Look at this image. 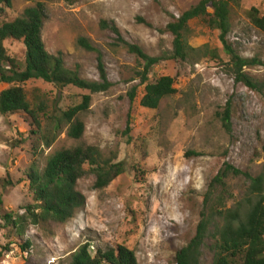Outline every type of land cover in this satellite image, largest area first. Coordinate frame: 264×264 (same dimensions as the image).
Instances as JSON below:
<instances>
[{
    "label": "rangeland",
    "instance_id": "obj_1",
    "mask_svg": "<svg viewBox=\"0 0 264 264\" xmlns=\"http://www.w3.org/2000/svg\"><path fill=\"white\" fill-rule=\"evenodd\" d=\"M201 1L12 0L10 8L4 7L0 24L43 3L42 39L47 51L61 54L66 67L78 71L82 79L100 81L101 62L112 87L92 95L89 111L80 116L86 126L83 141L100 148L113 163H123L125 172L101 191L94 189L93 175L79 180L76 190L85 198L84 207L65 224H27L24 241L32 247L24 253L3 216L24 215L35 203L27 178L31 168L42 171L51 155L77 142L65 128L50 148L36 149L37 138L24 114H0V264H68L70 255L85 243L92 245L93 255L98 248L124 245L135 252L139 264H177L178 251L196 234L203 196L224 163L254 177L262 172L264 91L250 90L229 73L230 58L219 31L194 21L189 43L193 48L217 49L221 61H164L150 70L143 84V61L129 53L109 28L116 25L123 41L139 46L150 57H160L172 50L174 38L167 25ZM231 7L228 45L241 57L259 61L246 72L264 82V32L248 17L252 9L264 16V0H235ZM81 39L93 50L83 47ZM5 47L9 57L24 66L23 43L8 40ZM164 76L174 79L177 94L157 110L143 108L146 86ZM8 88L0 85V93ZM25 88L61 110L81 104L89 94L41 80L30 81ZM228 105L231 134L220 120ZM229 185L240 198L248 182L231 179ZM202 262L211 264L209 252L205 251Z\"/></svg>",
    "mask_w": 264,
    "mask_h": 264
},
{
    "label": "trees",
    "instance_id": "obj_2",
    "mask_svg": "<svg viewBox=\"0 0 264 264\" xmlns=\"http://www.w3.org/2000/svg\"><path fill=\"white\" fill-rule=\"evenodd\" d=\"M232 2L235 0H202L179 18H173L166 27L174 38L172 50L165 51L160 57H150L139 46L123 41L116 25L107 27L118 36L129 53L143 61L141 76L145 84L150 70L164 61L192 64L204 59L221 61L217 49H211L208 45L200 48L190 45L191 23L201 21L207 28L220 32L230 58L227 68L235 80L252 91L263 93L264 82L246 72V68L258 65L259 61L241 57L226 40L230 32ZM11 6L12 0H0V15L4 7ZM45 11V5L37 2L15 20L0 24V85L9 86L0 93V114H24L33 127L31 134L37 138L36 149L41 146L50 148L65 128L67 136L77 142L76 146L51 155L42 171L33 166L27 178L35 203L27 207L24 215L10 212L3 216L24 253L32 247L30 241H24L27 224H65L74 218L77 210L84 207L85 198L76 190L79 180L91 174L95 177L94 189L101 191L125 172L123 163H113L103 156L100 148L83 141L86 126L80 116L89 111L92 95L107 92L112 87L105 69L100 62L101 80H84L78 71L66 67L61 54H50L42 39ZM248 17L253 26L264 32V16L257 9H252ZM8 40L23 43L26 49L24 66L9 57L5 47ZM80 44L87 50H93L85 39H81ZM33 80L63 89L73 87L89 94L83 96L81 104L61 110L42 95L27 91L25 85ZM176 94L174 79L164 76L146 86L141 106L157 110L164 100ZM135 97L136 89H133L130 94L132 102ZM220 120L225 132L231 134L229 105L220 115ZM239 178H244L248 185L237 198L231 191L229 181ZM2 205L0 199V212ZM91 250L90 243L83 244L70 255L68 264H139L135 252L124 245L98 248L94 255ZM205 251L211 256V264H264V165L262 172L254 177L226 162L213 177L203 196L196 234L186 247L178 251L176 262L203 264Z\"/></svg>",
    "mask_w": 264,
    "mask_h": 264
}]
</instances>
